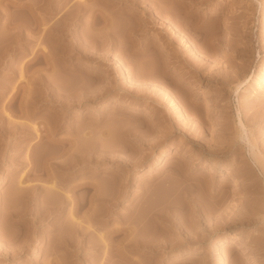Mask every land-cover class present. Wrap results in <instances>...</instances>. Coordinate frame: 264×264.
<instances>
[{
    "label": "rangeland",
    "instance_id": "1",
    "mask_svg": "<svg viewBox=\"0 0 264 264\" xmlns=\"http://www.w3.org/2000/svg\"><path fill=\"white\" fill-rule=\"evenodd\" d=\"M53 1L0 0V264H264V0Z\"/></svg>",
    "mask_w": 264,
    "mask_h": 264
},
{
    "label": "bare ground",
    "instance_id": "2",
    "mask_svg": "<svg viewBox=\"0 0 264 264\" xmlns=\"http://www.w3.org/2000/svg\"><path fill=\"white\" fill-rule=\"evenodd\" d=\"M29 1V0H28ZM53 1V0H52ZM55 1V0H54ZM53 1V2H54ZM79 1H81V0H79ZM106 2H110V0H105ZM49 2V1H48ZM184 2H186L185 0L183 1V3ZM193 1H191L190 3H192ZM37 4V3H39V2H25L24 4H20V7L22 8V7H27L30 11H31V13L30 14H32V18L31 17H29V18H31V19H29L27 22L25 21V22H20V23H16V22H13L11 19H9V18H7L8 20L5 22L6 24H7V26L9 27V30L10 31H13V35H15L16 34V36L18 35V36H21V39H20V42L23 40L22 38L24 37V34L27 32H31L32 33V31L34 32V30L36 29V32H37V28H38V32L37 33H39L40 34V36L42 35V39L40 40L41 42H42V40L44 41V40H46L47 38V34H51L52 32L54 33V35L56 36L57 34H55L56 33V29H58L59 28V23L63 20V19H65V20H67L68 19V17L70 18L69 20L70 21H72L74 18H76V16L77 17H81L82 16V14H83V10L85 9V7H88V5L87 6H84V3H83V1L82 2H78L77 1V3H73V6H75V10H72V11H76L75 13H74V15H76L75 17H74V15H73V17L72 16H70L71 14H70V12L71 11H69V13H68V10H67V12H66V14L68 15V14H70V15H64V16H62V15H60L59 17H60V19L59 18H57L56 20H54V22H52V23H50V25L48 24L49 22H48V18L46 17V16H43L42 14L40 15V14H38L35 10L37 9V8H35V7H37V5H35V4ZM51 3V2H50ZM49 3V4H50ZM86 4V3H85ZM47 5V4H46ZM40 6V5H39ZM51 7H53L52 5H51ZM50 8V7H49ZM70 9H72L71 7H70ZM73 9H74V7H73ZM92 11L94 10V9H91ZM109 11V10H108ZM72 13V12H71ZM102 13V20H103V22H104V25H102V26H106V24L108 23V21L110 20L109 19V14H107L106 13V10L104 11L103 10V12H101ZM58 14V13H57ZM84 15V14H83ZM71 18H72V20H71ZM51 19V18H50ZM97 19V18H96ZM65 20H63L64 22H65ZM50 21V20H49ZM58 21H59V23H58ZM70 21H67V22H70ZM74 21V23H75V20H73ZM72 21V22H73ZM92 22H93V20H92ZM73 23V24H74ZM94 23L95 22H93V23H91V27L92 26H94ZM65 24V23H64ZM64 26V25H63ZM62 26V27H63ZM66 26H67V23H66ZM109 25L107 24V27H108ZM94 28V27H93ZM96 28V27H95ZM94 28V29H95ZM109 28V27H108ZM63 29V28H62ZM62 29H60L59 28V31H62ZM65 29V28H64ZM98 29V28H97ZM100 29H101V26H100ZM104 30L106 29V28H103ZM107 30V29H106ZM59 31H58V33H59ZM65 31V30H64ZM26 33V34H27ZM30 33V34H31ZM29 34V33H28ZM27 34V35H28ZM23 36V37H22ZM51 36H53L52 34H51ZM54 36V37H55ZM17 39V41H16V43L18 42V37L16 38ZM12 41V40H11ZM14 41V40H13ZM15 42V41H14ZM14 42L12 43V44H14ZM20 42H18V43H20ZM17 43V44H18ZM43 43V42H42ZM21 44H22V42H21ZM39 44V43H38ZM45 47V46H44ZM43 55H46V53H44V51H43ZM129 77H133V73L130 75V73H129V75H128ZM258 84H260V86L261 87H263L264 88V77L262 78V80H261V82H259ZM14 99V98H13ZM12 101H10V103H11ZM10 106H13L12 104L10 105ZM22 106V105H21ZM21 108V107H20ZM24 111V110H23ZM25 113H26V111H25ZM23 127V126H22ZM20 128V127H19ZM48 128V127H47ZM47 128H45L46 130H47ZM23 129H24V127H23ZM22 129V130H23ZM35 129H37V128H35ZM18 130V129H17ZM21 130V131H22ZM27 130V129H26ZM39 130V129H38ZM36 131V133H37V141H36V144L37 143H39V142H41L42 141V139H44L45 137L46 138H49V133L46 131V130H44L43 129V131H45V132H47L48 134V137H47V135L46 134H44V133H42V132H39V131ZM41 130V129H40ZM20 131V132H21ZM22 133H23V131H22ZM25 133V132H24ZM22 136V135H21ZM52 137V136H51ZM15 144V143H14ZM16 146L18 145V144H15ZM15 146V147H16ZM36 146V145H35ZM34 147V146H33ZM32 147V148H33ZM253 152H255V151H253ZM257 153H254L253 155H254V158H258L257 157V155H256ZM30 157V156H29ZM31 158H29L28 160H30ZM30 163V162H29ZM213 163V165H216L217 163L216 162H212ZM31 164V163H30ZM29 171V174H30V172L33 170V172L35 171V167H34V169H33V166H32V170H31V167H30V169H28ZM226 171H227V174L226 175H228V176H230V175H236L237 174V170L235 169V168H227L226 169ZM27 172V173H28ZM32 174V173H31ZM30 174V175H31ZM35 174V173H34ZM26 176H27V174H26ZM38 176H39V174H38ZM52 176V175H51ZM51 178V177H50ZM24 182V181H23ZM23 182H21V180L19 181V184L21 183V185H20V187H18V188H20V190H21V188H22V190L23 189H27V190H33L32 192L34 193V191L35 190H37L38 191V188L40 187H36V188H32L31 189V185L29 186V185H27L25 182L23 183ZM236 184H239L240 183V181H239V179H236ZM22 184H26V185H22ZM29 184V183H28ZM55 184V183H54ZM54 184H52V185H50L49 187H51V189H53V188H55V186H54ZM33 185V184H32ZM87 185V184H86ZM34 187L36 186V185H33ZM54 186V187H53ZM53 187V188H52ZM21 190V191H22ZM29 190V191H30ZM54 190V189H53ZM36 192V191H35ZM32 196H33V194H32ZM73 220V219H72ZM78 224V223H77ZM75 226V225H74ZM78 228V227H77ZM76 228V229H77ZM78 230V229H77Z\"/></svg>",
    "mask_w": 264,
    "mask_h": 264
}]
</instances>
